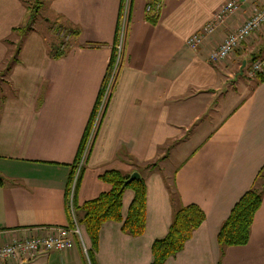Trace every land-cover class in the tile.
<instances>
[{
  "label": "crops",
  "instance_id": "obj_1",
  "mask_svg": "<svg viewBox=\"0 0 264 264\" xmlns=\"http://www.w3.org/2000/svg\"><path fill=\"white\" fill-rule=\"evenodd\" d=\"M31 1L0 0L7 88L0 96V246L70 229L67 199L79 221V208L111 189L102 174L137 171L146 191L141 236L106 222L94 249L83 230V244L72 235L70 248L26 264H150L152 243L167 234L175 208L187 205L198 206L204 221L165 264H264V191L248 242L217 239L260 171L256 184H264V75H248L252 58L264 56V27L227 58H208L264 0H243L196 48L188 38L227 0H163L158 17L145 12V0H130L116 74L72 194L114 48L116 55L122 0H35L33 12ZM40 12L48 26H40ZM27 23L25 33L14 30ZM59 28L69 33L63 47ZM133 198L124 190L123 216Z\"/></svg>",
  "mask_w": 264,
  "mask_h": 264
},
{
  "label": "trees",
  "instance_id": "obj_2",
  "mask_svg": "<svg viewBox=\"0 0 264 264\" xmlns=\"http://www.w3.org/2000/svg\"><path fill=\"white\" fill-rule=\"evenodd\" d=\"M34 7V6H33ZM31 6V12L35 9ZM31 15V19L33 18ZM153 22L156 18H151ZM25 33L28 27H16L14 30ZM19 41L17 44L19 45ZM264 45V42H263ZM54 55H60L58 50L54 51ZM115 48L111 56L110 65L114 61ZM262 57V56H259ZM258 58L253 57L252 60ZM16 61L17 58H14ZM259 79H262V75ZM105 82V80H104ZM104 83L102 84V86ZM102 86L100 88L98 98L102 93ZM96 108V107H95ZM90 129V123L84 133L79 154L83 148L84 142ZM79 156V155H78ZM74 171L71 178L73 177ZM128 178V175L123 176L117 171H107L100 176V179L109 184L111 189L108 192L101 193L97 198L85 202L79 210L82 212V217L78 221L84 226L85 233L94 249L97 245L98 236L102 225L106 222H116L121 224V230L133 237H139L144 233L146 225V191L143 180L132 181L122 189L123 181ZM262 178L261 171L258 174V179L254 182L252 188L246 191L242 197L232 208L229 217L222 224L217 239L223 246H239L248 242L250 227L254 218L255 212L258 210L261 203L262 192L264 191V184L257 185V180ZM70 179V183H71ZM259 182V181H258ZM2 181L0 179V185ZM134 191V198L128 207L125 216L122 215V194L126 189ZM69 194V191H68ZM175 197L172 196V201ZM68 199L66 200V207L70 224H72L71 214L69 210ZM204 221V213L196 205L180 206L175 208L172 220L169 225L165 237L155 240L151 245L152 262L150 264H165V262L174 257L182 251L184 244L188 241L194 231Z\"/></svg>",
  "mask_w": 264,
  "mask_h": 264
},
{
  "label": "built area",
  "instance_id": "obj_3",
  "mask_svg": "<svg viewBox=\"0 0 264 264\" xmlns=\"http://www.w3.org/2000/svg\"><path fill=\"white\" fill-rule=\"evenodd\" d=\"M243 0H227L216 11L212 13L210 18L204 25L200 32L192 34L187 43L191 48H196L203 41V38L211 33L215 27L224 22V20L238 9ZM130 0H122L121 7V31L116 44V55L112 67L110 68L106 81L104 83L102 93L100 95L90 129L83 148L79 154L77 165L71 180L70 193L76 185L80 170L85 163L89 148L99 124L102 112L106 106L109 91L116 74L121 49L123 42V29L125 20L129 11ZM163 7V0H145V12L153 13L158 17ZM264 27V6L261 9L254 11L248 18L240 23L233 31L229 32L222 40V42L209 53V60L217 62L227 58L236 48L240 46L249 36L255 33L260 28ZM58 35L63 39V47L69 38V33L63 29H58ZM248 75L256 77L257 75H264V56L258 57L250 62ZM69 210L72 219V227H59L48 231L45 235L33 234L25 235L11 243L0 246V264L18 262L20 264L28 263L33 257L41 253H49L51 251H63L71 246V236H76L83 244V229L75 218L74 210L71 202H69Z\"/></svg>",
  "mask_w": 264,
  "mask_h": 264
},
{
  "label": "rangeland",
  "instance_id": "obj_4",
  "mask_svg": "<svg viewBox=\"0 0 264 264\" xmlns=\"http://www.w3.org/2000/svg\"><path fill=\"white\" fill-rule=\"evenodd\" d=\"M29 4H30V6H32V7L34 6L33 8L36 9V8H35V5L37 4V1L32 0L31 3H29ZM40 11H41V10H40ZM42 15H43L42 12H40L39 15H38V18H39L38 21L41 20V22H42V23H39L40 26H42V25H44V26H48V25H46L47 22H45L46 24H44V21L42 20V19H43V16H42ZM31 22H32V21H31ZM31 22H30V23H31ZM28 23H29V22H28ZM28 23L26 24V26H28V25L30 24V23H29V24H28ZM38 26H39V25H38ZM15 35H16V34H15ZM17 38H18V37H16V40H17ZM15 42H16V45H15V48H16V47H17V44H18V41H15ZM4 65H5V64L1 65V66H0V69H3V68H4V67H3ZM8 69H9V68H8ZM8 71H9V70H7V72H8ZM243 76H245V75H243ZM4 78H5V77H4L3 75L0 74V96H1V94L7 89V88H6V85H4V81H3ZM102 89H103V86H102ZM99 98H100V97H99ZM81 226H82V229L84 230V226H83V225H81Z\"/></svg>",
  "mask_w": 264,
  "mask_h": 264
},
{
  "label": "water",
  "instance_id": "obj_5",
  "mask_svg": "<svg viewBox=\"0 0 264 264\" xmlns=\"http://www.w3.org/2000/svg\"><path fill=\"white\" fill-rule=\"evenodd\" d=\"M243 63H245V62H243ZM141 180H142V178H141L140 174L137 171H133L132 173H130L128 175V178L125 181H123L122 189L126 185H128L129 183H131L132 181H141Z\"/></svg>",
  "mask_w": 264,
  "mask_h": 264
}]
</instances>
